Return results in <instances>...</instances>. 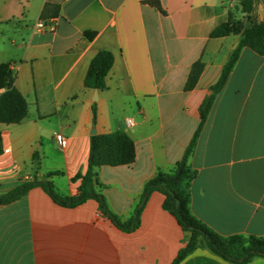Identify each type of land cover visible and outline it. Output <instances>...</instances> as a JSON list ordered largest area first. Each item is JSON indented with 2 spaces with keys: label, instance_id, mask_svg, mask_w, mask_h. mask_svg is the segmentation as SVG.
I'll return each mask as SVG.
<instances>
[{
  "label": "crops",
  "instance_id": "0c3cea01",
  "mask_svg": "<svg viewBox=\"0 0 264 264\" xmlns=\"http://www.w3.org/2000/svg\"><path fill=\"white\" fill-rule=\"evenodd\" d=\"M148 1L0 0V64L10 63L14 87L28 103L24 120L0 124V194L60 172L50 178L58 193L76 195L80 181L73 179L88 168L93 127L96 134L124 131L134 142V163L94 172L96 191L125 222L140 207L146 182L181 161L198 129L199 107L239 42L210 33L229 14L243 15L237 0H157L160 9ZM45 5H55L57 14L41 20ZM253 17L264 22V0H254ZM38 21L55 28L37 30ZM85 32L95 37L88 41ZM99 51L111 52L114 63L93 101L95 90L83 80ZM197 61L203 71L185 91ZM189 165L196 171L192 215L221 235L264 236V56L241 50ZM163 201L152 192L139 227L124 232L95 200L63 207L31 188L0 206V264H171L187 235ZM179 264L228 263L196 249Z\"/></svg>",
  "mask_w": 264,
  "mask_h": 264
},
{
  "label": "trees",
  "instance_id": "16d2710c",
  "mask_svg": "<svg viewBox=\"0 0 264 264\" xmlns=\"http://www.w3.org/2000/svg\"><path fill=\"white\" fill-rule=\"evenodd\" d=\"M238 9L242 13L241 19H236L229 14L225 23L217 26L210 33V38H223L230 35L238 36L237 47L230 54L224 65L218 81L210 88V94L202 101L199 107V126L192 140L185 150L183 158L169 172L159 171L152 179L146 182L141 194L140 207L136 209L134 216L125 222H121L113 214L104 199V196L96 191L95 168L108 166H130L136 158L135 146L132 139L124 131H115L108 134H95L90 137V150L88 168L83 175L78 174L73 181L79 180L78 192L74 196H62L58 193L51 177L61 175L60 172L50 173L43 180L25 182L8 193L0 194V206L10 204L34 187H40L58 205L74 208L88 200L98 203L102 214L107 216L112 224L124 232H132L139 227L140 213L147 198L152 192L164 195L163 209L168 212L187 238L184 245L178 251L171 264H179L196 249H204L220 257L228 264H246L256 258H264V236L248 235H221L198 220L190 211V185L196 177V171L189 165V159L195 151L200 133L207 121L208 115L214 103L216 95L224 87L232 72L240 52L247 48L259 56H264V22H256L253 17L254 0H237ZM147 3L160 9L157 0ZM55 5H45L41 20L47 16L57 14ZM55 12H50V11ZM50 13V14H49ZM249 27L245 29V25ZM84 37L91 41L95 33L85 32ZM114 63V57L109 51H99L89 63L83 80V86L87 90L103 91L106 89V78ZM201 61L195 62L189 72L185 91L196 87L198 79L203 71ZM14 77L10 70V63L0 64V124H18L27 117L28 103L24 96L14 87ZM96 107L93 105V121H95ZM1 153V137H0Z\"/></svg>",
  "mask_w": 264,
  "mask_h": 264
},
{
  "label": "built area",
  "instance_id": "2783aa9c",
  "mask_svg": "<svg viewBox=\"0 0 264 264\" xmlns=\"http://www.w3.org/2000/svg\"><path fill=\"white\" fill-rule=\"evenodd\" d=\"M46 27H49L51 30H54V28H55V24H54V22H52V21H48V22L38 21L37 24H36V29H37V30H43V29H45ZM125 123H126V125H127L128 127H132V125H133V122H132L131 119H126V120H125ZM56 141H57V143H58V145H59L60 147H64V145H65V141H64V139L62 138V136H60V135H56Z\"/></svg>",
  "mask_w": 264,
  "mask_h": 264
},
{
  "label": "water",
  "instance_id": "95a60500",
  "mask_svg": "<svg viewBox=\"0 0 264 264\" xmlns=\"http://www.w3.org/2000/svg\"><path fill=\"white\" fill-rule=\"evenodd\" d=\"M248 27H249V25L246 24L245 29H247ZM96 100H97V90H95L94 95H93V101H96ZM95 134H96V132H95V129L93 127V130L91 131V135H95Z\"/></svg>",
  "mask_w": 264,
  "mask_h": 264
},
{
  "label": "rangeland",
  "instance_id": "374dc122",
  "mask_svg": "<svg viewBox=\"0 0 264 264\" xmlns=\"http://www.w3.org/2000/svg\"><path fill=\"white\" fill-rule=\"evenodd\" d=\"M233 12L236 14L235 10H233ZM58 177H60V176H58Z\"/></svg>",
  "mask_w": 264,
  "mask_h": 264
}]
</instances>
